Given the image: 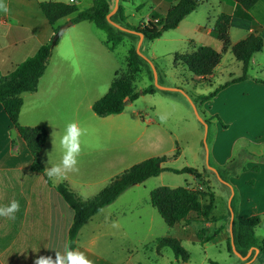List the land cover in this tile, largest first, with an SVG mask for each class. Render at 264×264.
Masks as SVG:
<instances>
[{
  "label": "rangeland",
  "instance_id": "obj_1",
  "mask_svg": "<svg viewBox=\"0 0 264 264\" xmlns=\"http://www.w3.org/2000/svg\"><path fill=\"white\" fill-rule=\"evenodd\" d=\"M54 1L68 2V0ZM88 2L90 3V0L74 1L81 9L88 7ZM121 5L126 8L127 22L130 25L140 27L139 23L147 22L152 6L150 0H130V2H122ZM139 5H141L140 8L136 9ZM217 13H220L218 1L204 0L187 19L181 22L179 27L164 31L155 40L144 39L142 53L145 58L151 60L156 69L158 82L164 86L182 88L208 123L209 165L216 167L220 176L226 181L230 176L236 175L233 182L228 181L234 189L232 206H235L240 196L250 195L260 198L259 190H253L244 183L249 179L248 174L237 171L244 165V162L251 160L259 162V157L264 156V135L256 136L255 133L258 130L250 126L253 122L239 117L240 110L238 103L235 102L240 93L239 87L220 90L216 97L206 102V107L203 109H201L202 104L194 100L192 93L207 94L230 78L239 76L241 63L235 60L228 50L222 54L213 76L206 77L205 80L197 78L180 64L173 63V54L189 49V44H192L186 41L188 38L198 41L201 37L200 40L204 45L215 47L219 51L221 43L216 35L206 33V29L215 22ZM236 13H234L233 22L239 28L232 27L231 41L239 40L247 25V21L239 18ZM256 13L260 19H264V4L257 7ZM149 17V20L161 19L162 9L158 12L154 11ZM112 18L120 22L117 12ZM85 24L90 29L92 27L98 37L104 34V31L95 29L90 23ZM197 25L200 30L196 29ZM71 31L70 28L66 29L63 32L64 37ZM119 33L123 39L115 46L112 53L113 68L130 72L129 66L134 60L137 65V71L132 73L131 79L134 87L140 89L153 83L152 72L146 60L135 54L136 52L133 56L128 54L129 48L135 50L137 36L121 31ZM85 50L78 49L77 51ZM263 70L264 50L253 55L248 74L262 77L264 76V72L261 73ZM100 92L97 90V93ZM149 94L139 95L132 102H127L124 105L125 113L121 118L102 121L96 116L97 129L95 136H91L90 139V145L95 147V153H93L95 163L90 164L93 167L88 172L81 170L80 173H74V180L80 184L75 181L73 185H70L71 188L81 197H92L107 185L112 177L140 160L159 155V151L167 149L173 141L174 147L181 155L176 159H169L164 166L177 169L185 166L193 167L198 173L192 175L165 170L157 176L131 185L81 227L76 245H89L88 247L95 253L113 264H213V262L239 264L240 259L232 250L227 249V239L222 241L219 237H215L216 235L204 243L198 239L199 236L207 234L208 226H205V222L212 224L211 230L217 228L216 217L204 219L198 214L190 213L172 228L164 223L156 209L149 203L150 191L158 186H186L200 193L202 204L207 203L209 192H215L216 207L213 213L217 215L220 210L225 211L223 218L226 227L227 220H229L226 211L230 189L207 168L202 141L203 127L196 118L190 102L179 92L173 93L158 89L154 95ZM149 120H152V123L146 125L145 123ZM160 136L164 138L162 141L157 140ZM81 142L83 143V137H81ZM213 149L218 156H224L230 151L232 158L219 166L214 159ZM81 150L85 151L83 147ZM80 159L85 160V156L81 154ZM166 235L179 239L189 255L186 262H183L180 257H175L168 247L156 250L154 240ZM91 239L93 243H90ZM67 249L70 250L68 244ZM261 258L263 259L259 254L248 264H259Z\"/></svg>",
  "mask_w": 264,
  "mask_h": 264
},
{
  "label": "crops",
  "instance_id": "obj_2",
  "mask_svg": "<svg viewBox=\"0 0 264 264\" xmlns=\"http://www.w3.org/2000/svg\"><path fill=\"white\" fill-rule=\"evenodd\" d=\"M40 1L41 0H0L1 75H6L11 72L21 61L34 54L36 49L41 44L47 42L51 37L53 31L40 9ZM74 1L75 0H68V2H64L72 3L77 7ZM150 1L152 6L150 7L147 20H149V16L154 11L158 12L161 9L164 16L167 7L171 4H175L178 0ZM203 1L204 0H202L199 5H201ZM217 1L220 13L226 12L231 14L228 28L230 45L238 41H231L230 39L232 27H238V25L233 22L234 13L236 12L239 18L247 21L245 32L240 39L254 30L252 25V22H254L259 26V33L264 41V19H260L256 13L257 7L263 5L264 0H258L253 7L246 11L248 17L242 15L241 7L234 0ZM122 2H130V0H119L120 5ZM87 4H89L88 7L91 6L92 0ZM140 6L141 5L137 6L136 9H139ZM77 8L81 10V8ZM122 8L125 21L127 22L128 16L126 8L125 6H122ZM190 14L185 16L177 27H179L181 22L187 19ZM218 14L219 13L215 16V20ZM68 19L69 17L59 19L57 24L67 21ZM86 22L94 26L93 23L83 20L67 27L66 29H72L67 36L64 37V33H62V36H60L57 44L52 49L51 56L43 75L38 81L36 90L22 92L20 94L23 102L18 115V122L21 125H40L47 131L46 141L39 154V160L45 167V173L48 168L60 163L63 153L60 139L64 134L66 125L70 122H76L82 129L81 137H83V143L81 142V147H83L85 151L81 150L78 155L75 170H68L63 178H49L47 176L50 180V184L46 182L41 174L32 171V156L25 142L22 140L17 130L12 126L0 103V208L6 207L13 199L19 201L20 204L19 211L15 213V219H11L7 216H0V264H35V259L41 255L51 256L52 259L55 260V252L64 254L66 250L68 242L67 230L72 221L73 210L63 200L54 186L63 180H65L69 186L73 185L76 181L74 180L75 172L80 173L81 170L88 172L89 169L93 167L90 164L92 162L95 163V159L93 158L95 147L90 145V139L91 136H95V131L97 129L96 116L98 115L92 111L91 105L96 99L100 98L102 94L106 93L113 78L121 72L113 68L112 53L115 47H109L110 43L106 40L105 32H103L104 34L101 37H98L92 30V27L90 29L89 26L85 24ZM212 26L213 25L206 29V33H214ZM199 28V25H197L196 29ZM95 29L98 28L95 27ZM200 38L201 37L198 38V41L188 38L186 41L192 44H189V49L185 51H190L197 46L204 45ZM219 46L220 51L221 44ZM78 49L86 50L80 52L77 51ZM253 55L250 59V63L253 60ZM263 72L264 70L261 73ZM213 73L209 76H213ZM248 75L250 78L232 83L226 88L239 87L240 93H238L239 96L236 97L235 101L238 103V108L240 110L239 117L245 119V121L253 122L250 126L258 130V132L255 133L256 136L262 137V135H264V82H255L252 78H264V76ZM97 90L101 92L97 93ZM156 91H158V89ZM156 91L149 95H154ZM218 94H216V96ZM206 102L202 104L201 109L206 107ZM124 111L125 108H123L120 113L98 117H100L102 121L117 119L123 117ZM151 123L152 120H149L145 124L149 125ZM157 126L162 127L159 125ZM162 139L164 138L161 136L159 139L157 138L159 141H162ZM174 153L175 157L171 159H176L181 155L178 149L174 147L173 141L171 145H168L167 149L159 151L158 154H169L167 156H171ZM81 154L85 156V160L80 159ZM217 154L218 153L213 149L214 159L219 166L224 165L232 158L230 151L224 156H218ZM254 165L259 166L257 172L249 169ZM242 166L247 168V170L243 172L248 174L249 179H253L252 184L246 183L249 179L244 183L253 190H259L260 198H255L250 195L240 196L236 205L233 206L234 221L253 214H258L260 221L255 227V235L261 240L264 238V161L255 162L251 160L244 162ZM237 172H241V170ZM234 176L236 175L234 174L228 178L230 183L233 182ZM76 182L80 184L78 181ZM215 197L216 194L214 192V208L211 217H216L215 222L219 229L215 237H219L222 241H226L227 237H229L228 220L226 227L223 218L225 214L224 210H220L217 215L213 213L216 207ZM226 212L228 213V210ZM90 220L91 218L88 221ZM86 223L84 225H86ZM211 225L210 222H205V226H208L207 234L209 230L213 228ZM173 227L174 225L172 228ZM92 239L90 243H93ZM77 242L76 240L73 250L83 253L91 264H113L103 256L95 253L88 247L89 245H76ZM259 254L260 253H258V255ZM259 264H263L262 258Z\"/></svg>",
  "mask_w": 264,
  "mask_h": 264
},
{
  "label": "trees",
  "instance_id": "obj_3",
  "mask_svg": "<svg viewBox=\"0 0 264 264\" xmlns=\"http://www.w3.org/2000/svg\"><path fill=\"white\" fill-rule=\"evenodd\" d=\"M201 1L202 0H178L175 4H171L167 7L165 15L161 19L147 20V22L141 24L140 27L132 26L125 21L121 5H119L117 9V17L124 26L140 30L143 32L145 39L154 40L159 38L164 31L177 27L179 22L194 11ZM234 1L241 7L242 15L248 17L246 11L253 7L258 0ZM112 5L113 0H92L91 6L78 10L72 3L50 0L40 1V9L53 31L51 37L47 42L41 44L34 54L21 61L11 72L6 75L0 74V103L12 126L17 130L18 134L25 142L32 156L31 170L41 174L48 184H50V180L45 173L44 165L39 160L40 151L46 141L47 131L40 125L26 126L18 122V115L23 102L20 94L22 92L36 90L38 81L43 75L51 56L52 49L59 39L53 40V35L60 25L57 24L59 19L69 17L68 20L71 21V25L87 20L93 23L96 28L105 32L106 40L110 43V48L119 44L123 39L122 35L119 33V30L106 21V14L110 11ZM248 19L251 20L250 18ZM230 20L231 14L221 12L218 14L212 26V30L221 43L220 51L207 45H200L193 50L175 52L173 54V63L175 65L180 64L200 79H205L206 76L214 72L215 68L220 63L222 54L228 49L235 60L241 63V74L239 76L230 78L207 94L192 93L194 100L198 104H203L210 100L216 96L220 90L226 88L230 84L250 78L248 75L250 59L254 53L261 52L264 48V41L259 33V26L252 21L254 30L244 38L230 45L228 38ZM134 53V48H129L128 54L133 56ZM129 67L130 72L127 70L119 72L111 81L106 93L92 103L91 108L96 115L106 116L120 113L124 108L125 101L132 102L139 95L153 93L157 90L153 83L136 90L131 83L132 73L137 71V65L134 60H132ZM252 79L255 82H264V78ZM173 157H175V153L171 156L162 154L148 157L135 163L123 170L120 174L112 177L107 185L92 197L83 198L79 196L65 180L58 182L54 186L56 191L73 210L72 221L67 230V244L69 249H74L75 241L81 227L94 214L112 203L131 185L141 183L149 177L157 176L165 170L175 173H189L192 175L198 173L197 169L193 167L185 166L177 169L164 166V163ZM259 161H264V156H260ZM249 169L257 172L259 166L254 165ZM240 170L246 171L247 168L241 166ZM246 183L252 184L253 179L247 180ZM207 198V203L202 204L200 193L188 189L186 186H158L150 191L149 203L156 209L164 223L172 227L181 220H184L190 213L198 214L204 219L211 218V213L214 208V192H209ZM259 221L260 217L258 214H253L234 221L233 240L237 251L241 254H245L250 247H257L259 253L263 257L264 264V238L259 240L255 235V227L258 225ZM218 231L219 229L215 228L209 234L199 236L198 239L202 243L208 242ZM154 241L156 250L162 247H168L172 250L175 257H180L183 262L188 260V252L183 248L179 239L176 237L166 235L157 237ZM226 244L227 249L231 251L229 237L227 238ZM213 264L217 263L213 262Z\"/></svg>",
  "mask_w": 264,
  "mask_h": 264
},
{
  "label": "water",
  "instance_id": "obj_4",
  "mask_svg": "<svg viewBox=\"0 0 264 264\" xmlns=\"http://www.w3.org/2000/svg\"><path fill=\"white\" fill-rule=\"evenodd\" d=\"M119 6V0H113V5L112 8L110 9V11L106 14V21L112 25L114 28H116L117 30L124 32L126 34H132L134 36H137V42L135 44V52L138 56L143 57L146 62L149 64L151 72H152V78H153V85L155 86V88L159 89V90H163V91H171V92H179L181 94H183L188 101L190 102L192 109L194 111V114L196 116V118L198 119V121L201 123L202 127H203V148H204V159L207 165V168L213 172V174L218 178V180H220V182L226 184L229 189H230V194L227 200V210H228V233H229V238H230V245H231V250L232 252L240 259V263L239 264H248L250 262H252L257 256H258V248L257 247H250L247 252L245 254H241L240 252L237 251L236 247H235V243L233 240V222H234V210L231 204V201L233 199L234 196V189L232 187V185L224 180L219 172L218 169L216 167H211L209 165V150H208V145H207V127H208V123L206 122V120L202 117V115L200 114L198 108L196 107L195 103L190 99V97L187 95V93L180 87H176V86H164L161 85L158 82V77H157V72L156 69L154 68L152 62L150 59H147L144 57L143 53H142V42L144 40V34L142 31L137 30V29H133V28H128L126 26H124L123 24H121L120 22L114 20L112 18L113 14L115 12H117ZM71 25V21L67 20L65 23L60 24L57 31L55 32V34L53 35V40L59 38L62 33L66 30V28L68 26ZM128 101H125V104Z\"/></svg>",
  "mask_w": 264,
  "mask_h": 264
},
{
  "label": "clouds",
  "instance_id": "obj_5",
  "mask_svg": "<svg viewBox=\"0 0 264 264\" xmlns=\"http://www.w3.org/2000/svg\"><path fill=\"white\" fill-rule=\"evenodd\" d=\"M82 129L76 122L66 125L64 134L60 139L63 149L62 158L59 164L47 169L49 178H63L68 170H75L77 157L81 152ZM20 209L19 201L13 199L6 207L0 208V216H7L15 219V213ZM35 264H91L83 253L76 250H66L64 254L55 252V260L51 256H39L35 259Z\"/></svg>",
  "mask_w": 264,
  "mask_h": 264
}]
</instances>
